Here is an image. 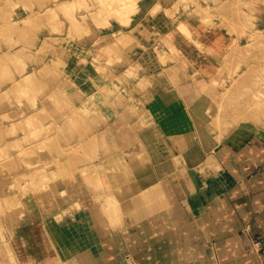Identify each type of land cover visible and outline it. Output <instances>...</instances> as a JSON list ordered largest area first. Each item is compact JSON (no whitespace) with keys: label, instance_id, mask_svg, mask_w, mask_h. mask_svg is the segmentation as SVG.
Masks as SVG:
<instances>
[{"label":"crops","instance_id":"1","mask_svg":"<svg viewBox=\"0 0 264 264\" xmlns=\"http://www.w3.org/2000/svg\"><path fill=\"white\" fill-rule=\"evenodd\" d=\"M64 5L93 4L0 0V168L48 167L47 156L64 148L61 127L68 129L70 120L93 112L92 59L87 56L86 63H80L78 57L90 55L92 45L73 47V40L93 38L94 32L82 23L85 11L71 13L76 22L48 12ZM157 89L128 125L142 159L132 171L128 192L134 193L125 197V190L119 189L124 223L112 231L101 208H95L87 224H73L76 235L71 239L63 237L64 230L55 223V241H36L23 262L264 264V140L247 134L238 141L229 135L210 147L195 124L196 116L204 118L196 111L201 86L186 82ZM73 95L78 97L73 100ZM105 154L98 167L110 158ZM211 155L214 164L208 162ZM104 183L110 180L104 178ZM33 214L40 221H32L29 230L46 235L47 212ZM59 244L69 246L71 253L59 250Z\"/></svg>","mask_w":264,"mask_h":264},{"label":"rangeland","instance_id":"2","mask_svg":"<svg viewBox=\"0 0 264 264\" xmlns=\"http://www.w3.org/2000/svg\"><path fill=\"white\" fill-rule=\"evenodd\" d=\"M88 1L93 5H61L48 12L62 13L74 22L70 16L77 9L87 14L82 23L94 37L75 39L73 47L92 45L90 55L78 57L80 63H86L87 56L92 59L93 112L70 120L68 129L61 127L64 148L47 156L48 167L0 168V264H29L23 262L29 246L39 240L48 243L50 237L54 242L55 223L64 230L63 237H75L73 224H87L95 208H101L112 231L120 228L124 220L119 189L125 190V197L134 193L132 171L141 158L128 125L150 104L151 90L199 84L203 97L196 111L204 118L196 116L195 124L201 138L211 136L217 144L237 131L238 122H246L255 129L246 138L264 140V0ZM78 96L72 99L80 101L82 94ZM253 99L262 113L253 114L259 110L255 106L254 110ZM105 153L110 154L102 163L106 177L97 163ZM208 158L215 163L213 155ZM109 197L116 198L119 215L116 210L105 213ZM40 209L47 212L43 236L29 230L32 221H40L33 214ZM61 246L59 250L71 253L69 246Z\"/></svg>","mask_w":264,"mask_h":264},{"label":"bare ground","instance_id":"3","mask_svg":"<svg viewBox=\"0 0 264 264\" xmlns=\"http://www.w3.org/2000/svg\"><path fill=\"white\" fill-rule=\"evenodd\" d=\"M170 71V70H169ZM177 72V71H176ZM252 99V98H251ZM253 101V104H256L255 102L256 101H254V99L252 100ZM252 101L249 103V105L251 104V105H253L252 104ZM259 104V103H258ZM244 106V105H243ZM256 108H258L259 110H255V107ZM257 106H259V105H253V108H254V110H255V112H253V114H255L256 112H260V113H262L261 111L263 110V108L261 109L260 107H257ZM262 106V105H261ZM246 107V111L247 112H249L250 111V109L252 108V107H249V110L247 109L248 107H247V105L245 106ZM264 107V106H263ZM238 108V107H237ZM244 107H243V111H244ZM240 110H242V108H240ZM261 110V111H260ZM237 111H239V109H237ZM243 111H239V112H237V113H240V114H242L243 113ZM246 111H245V113H246ZM252 111H253V109H252ZM258 112V113H259ZM250 113H251V111H250ZM263 113H264V111H263ZM244 114V113H243ZM250 117H251V115L249 114V113H247ZM252 114V113H251ZM230 115V117H231V115L232 114H229ZM256 115V114H255ZM255 115H253V116H255ZM262 115V114H261ZM264 115V114H263ZM224 116V115H223ZM244 116V115H243ZM246 116V115H245ZM244 116V117H245ZM252 116V118H255V117H253ZM234 117V116H233ZM238 117L240 118V117H242V115H240L239 116V114H238ZM244 117H242V118H244ZM247 117V116H246ZM259 116H257V118H258ZM224 118V117H223ZM238 119V118H237ZM240 120V119H239ZM244 120V119H243ZM247 120H248V117H247ZM218 121H219V119H218ZM257 121H258V119H257ZM220 122V121H219ZM216 123H218V122H216ZM226 123H228V122H226ZM226 123H224V124H226ZM259 123V122H258ZM263 123V122H262ZM214 124V123H213ZM212 124V125H213ZM224 124H223V127H225L224 126ZM222 125V124H221ZM220 125V126H221ZM231 125V124H230ZM238 129H237V131H235L234 133H232L231 135H233L235 138H237L238 139V141H241L244 137H245V135H247V134H251V133H253L254 131H255V129L252 127V129L250 128V126L249 125H246V122H238ZM220 126L218 127V128H220ZM264 126V125H263ZM208 127V129L210 130V128H209V126H207ZM210 127H211V125H210ZM248 129H247V128ZM212 128H214V126L212 127ZM217 128V129H218ZM249 128H250V130H249ZM223 129V128H222ZM226 131V130H225ZM203 133H205L206 134V132H203ZM201 134V133H200ZM221 136H219V138H220ZM209 138V139H208ZM213 138V137H212ZM212 138H211V136L210 137H206V138H202V141H204V143L206 144V145H210V147H213L214 145H216V142H214L213 140H212ZM222 138H223V136H222ZM218 141V140H217ZM207 147H209V146H207ZM122 189V188H121ZM110 199V202H109V205H105V213H111V212H113V211H115L116 210V212L118 213V215H119V205H118V202H116V198L115 197H113V198H111V197H109ZM119 211V212H118Z\"/></svg>","mask_w":264,"mask_h":264}]
</instances>
